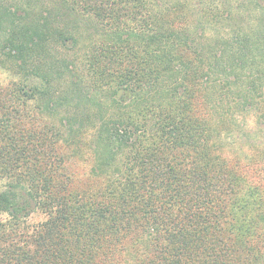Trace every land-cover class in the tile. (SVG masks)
Wrapping results in <instances>:
<instances>
[{
  "label": "trees",
  "instance_id": "1",
  "mask_svg": "<svg viewBox=\"0 0 264 264\" xmlns=\"http://www.w3.org/2000/svg\"><path fill=\"white\" fill-rule=\"evenodd\" d=\"M0 67V264H264V0H0Z\"/></svg>",
  "mask_w": 264,
  "mask_h": 264
},
{
  "label": "rangeland",
  "instance_id": "2",
  "mask_svg": "<svg viewBox=\"0 0 264 264\" xmlns=\"http://www.w3.org/2000/svg\"><path fill=\"white\" fill-rule=\"evenodd\" d=\"M18 82H20V79L17 76L13 75L12 73H10V72H8L5 69L0 67V86L8 87V86L15 84V83H18ZM46 116L48 117L46 122L50 123V120H49L50 117L48 115H46ZM247 120H248L249 128H254L256 126V123H257L256 113H252L251 115H248ZM55 124H58V122L57 123L55 122ZM81 168H82V166H81ZM39 219H41V216L34 215V217H32V219H31V222H36Z\"/></svg>",
  "mask_w": 264,
  "mask_h": 264
}]
</instances>
